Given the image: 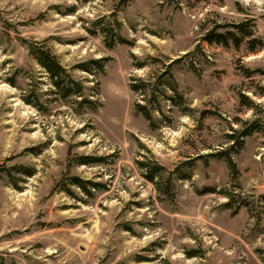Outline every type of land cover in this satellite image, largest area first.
<instances>
[{
  "label": "rangeland",
  "instance_id": "1",
  "mask_svg": "<svg viewBox=\"0 0 264 264\" xmlns=\"http://www.w3.org/2000/svg\"><path fill=\"white\" fill-rule=\"evenodd\" d=\"M0 264H264V0H0Z\"/></svg>",
  "mask_w": 264,
  "mask_h": 264
},
{
  "label": "trees",
  "instance_id": "2",
  "mask_svg": "<svg viewBox=\"0 0 264 264\" xmlns=\"http://www.w3.org/2000/svg\"><path fill=\"white\" fill-rule=\"evenodd\" d=\"M223 28V26H216V30H212L210 31L206 37H205V41L213 44V43H217L219 45H223V46H229L230 42L234 43L235 46L238 48L240 47V45L243 42V39L246 36H251V32H249L248 29V24L247 23H241V24H233L230 25V30L223 32V31H219L218 29ZM238 34H242V37H239ZM125 41L121 39V43H124ZM249 42V46H251V50L255 51L257 49V45H255L258 41L257 39H251L248 41ZM32 48V47H31ZM33 54L35 55L36 60L38 61V63L48 72V74L51 77L53 86L55 87V89L57 90V92L61 93L63 98H68L70 96L73 95H78L81 96L82 95V85L81 83L75 81L71 74L66 71L61 64L58 62L57 58L50 53V51L48 50H44L42 48H33L32 49ZM107 61V59H101V60H93L91 61L89 64H91L92 68L98 70L99 72H103L104 71V64ZM88 64L82 65V69L84 71L93 72V69H90ZM137 67L139 68H143L144 64H140L137 65ZM170 74V72L167 70L165 72V75ZM173 77L170 76V79H172ZM139 84H132L131 88L133 91L135 92H145V89L147 88V84L144 81H139ZM167 82V81H166ZM166 84V83H164ZM172 88V87H171ZM175 90V89H173ZM153 98H156L155 96ZM248 101V100H247ZM243 102L245 104H247V106H252V102L248 101L246 102L245 97L243 96ZM89 105H92V101H88ZM154 101L151 98L148 101L147 105H142L137 103L136 104V110L137 112L143 114V116L145 118H147L148 120L152 119V113L153 111L149 108L150 104H153ZM257 122L254 123H250L248 125H243L241 127V129H239L238 131H236V134L238 136L236 137H231V138H236L235 142L237 145V148H241L244 145V139L246 137H249L251 135H253L254 132L258 131V129L260 128ZM231 150H236L235 147L233 146ZM220 156V155H219ZM221 156H223L222 158H224L228 165L230 166L231 169H233V171H236L235 169V163L233 162L231 156H230V152L229 153H221ZM82 164H86L87 161L83 160L81 162ZM145 169H146V178L150 181L155 183V185H158V183H156V177L158 176L160 170H164L162 167L158 166V167H154V168H148L147 165H144ZM32 174L29 173V176H31ZM76 182L79 186L81 185V181H79V179H76ZM159 190H163L162 188L159 187ZM231 198V196H230Z\"/></svg>",
  "mask_w": 264,
  "mask_h": 264
}]
</instances>
